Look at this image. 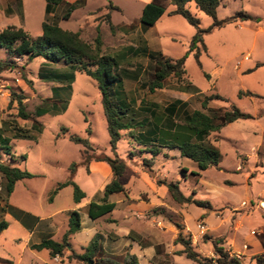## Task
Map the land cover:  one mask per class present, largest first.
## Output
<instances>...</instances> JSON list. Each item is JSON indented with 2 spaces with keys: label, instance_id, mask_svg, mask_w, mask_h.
Instances as JSON below:
<instances>
[{
  "label": "rangeland",
  "instance_id": "374dc122",
  "mask_svg": "<svg viewBox=\"0 0 264 264\" xmlns=\"http://www.w3.org/2000/svg\"><path fill=\"white\" fill-rule=\"evenodd\" d=\"M65 1L72 4L79 0ZM151 1L86 0L85 6L75 10L69 20H60L59 23L63 30L79 33L82 40L89 44L94 45L100 36L103 54L121 57V67L115 69L116 74H122L123 69L132 75L137 74L136 80L125 78L120 89L127 102L131 103L128 120L133 119L134 123L151 122V128L156 120L144 109L155 103L159 106L157 120L164 126L167 121L164 110L176 100L187 101V109L193 112L202 110V102L216 95L223 100H209L208 111L225 112L236 107L253 119L229 124L220 133L209 137L210 143L221 154V162L218 168L199 176L192 174V162L181 157L178 149H160L161 153L153 166L155 178L152 179L178 181L185 196H193L203 204H178L168 195L158 208L141 218L142 222L134 223V230L138 234L152 231V239L142 236L143 239L152 244L159 242L163 250H171L173 254L183 249L175 245L182 233L185 239L191 241L193 248L208 259L216 258L213 241L221 238L231 258H237L241 264H257L255 259L245 256L249 246L243 245V238L249 233L257 238L264 235V229H258L264 226V66L257 68V64H264V0H221L217 11L219 20L245 12L263 18L262 23L257 25L247 21L242 26L235 23L206 34L203 38L207 51L201 44L198 45L201 67L195 53L189 54L185 63L186 74L182 79L170 77L164 89L153 94L147 86L153 77L155 64L145 50L179 59L188 52L197 29L181 16H169L168 13L175 7L171 0H161L166 14L154 28L143 32L140 24L142 10ZM110 3L119 10L110 9ZM66 9L65 5L58 7L56 16L62 17ZM187 9L200 21L202 29L212 26L213 19L201 12L194 2L188 4ZM108 15L114 28L110 26ZM45 19V0H0V33L8 27L22 28L33 41H39ZM0 62L14 65V68L0 74V128L9 121L12 127L30 130L33 137L29 139L16 138L13 130L5 132V136L9 138L14 154L27 157L26 162L18 160L14 165L37 176L29 184L19 186L12 202L46 215L53 211L48 203L50 190L56 183L69 178L73 163L78 165L86 159L91 161L103 156H115L110 146L102 95L95 80L77 71L69 90L60 91L56 97L53 89L61 85L43 82L40 74L49 70L67 71L63 62L50 64L43 58L29 61L27 57L14 56L2 48ZM11 89L27 97L25 104L31 115L29 120L19 118L17 104L10 108ZM241 91L251 92L255 96L240 98ZM45 101L56 102L58 112L35 117L36 109ZM36 121L44 126L40 134L32 129ZM175 122L177 134L164 129L159 131L158 136L179 142V133L184 131L181 114L175 118ZM146 131L144 128L121 132L122 138L116 151V155L130 167L121 179L122 185L129 190L130 197L138 199L141 196L143 201H147L149 196L152 198V193L147 187L148 181L142 183L136 179L133 171L142 169L146 172L144 162L152 157L149 152L152 147L145 146V140L142 143L136 141L134 136ZM69 136L88 139L92 149L86 150L74 144ZM3 161L9 162L8 157L4 156ZM92 184V181H88L89 187ZM1 186L0 175V200L5 202L7 199ZM62 193L56 200V208L72 207L73 188H65ZM111 219H107V222ZM5 220L11 221L8 217ZM200 225L208 229L205 234L200 232ZM9 233L20 238L23 236L22 230L15 224ZM251 246L256 251L254 245ZM5 248L18 253L16 248ZM126 250L122 251L121 256ZM40 255L50 262L46 253ZM183 256L175 257V264H198ZM172 260L170 255L161 257L158 262L172 264ZM141 264L158 263H150L142 257Z\"/></svg>",
  "mask_w": 264,
  "mask_h": 264
},
{
  "label": "trees",
  "instance_id": "16d2710c",
  "mask_svg": "<svg viewBox=\"0 0 264 264\" xmlns=\"http://www.w3.org/2000/svg\"><path fill=\"white\" fill-rule=\"evenodd\" d=\"M46 1V19L42 24V36L39 41H33L30 35L22 28L8 27L0 33V48L6 49L12 55L17 57H27L29 61L36 58H43L50 64H57L63 62L68 69L61 72L59 70L43 71L40 74V79L45 83H55L61 85L53 89L56 97L60 91H67L74 81V72H84L88 77L95 80L102 95V106L107 122V130L110 136V146L115 156H103L96 158L97 161L106 162L112 169V181L105 187L103 197L98 198V201H93L88 206V215L92 220L101 219L116 209V204L109 202V196L116 193H126L125 187L121 183V179L127 170V163L116 155L118 143L121 140V132H133L136 129H147L146 132L135 135L136 141L145 146H151L149 149L152 157L145 159L144 166L146 172L151 178H155V171L153 166L155 159L160 155L162 148L178 149L183 158L193 161L197 167L198 172L192 173L199 176L213 168H218L221 162L220 152L210 143L209 137L214 133H220L222 129L232 123L240 120H250L253 117L250 114L243 113L236 107L231 111L222 112L221 110H209V100H223L222 97L216 95L212 98H206L202 102V110H195L193 112L187 109V103L181 100H176L164 110L166 116V124L160 125L157 120V109L159 106L155 103L150 107L145 108L144 112L148 113L150 117L156 120V123L151 125V122H137L128 120V113L130 111L131 103L127 102L126 96L120 91L123 87V80L126 78H133L136 80V73L128 72L126 69L122 70V74H116L115 69L121 67V57H110L103 54L102 42L100 36L97 37L94 45L86 43L82 40L77 32L63 30L59 23L60 20H69L72 14L78 8L84 7L86 0H79L75 3L68 4L65 0H45ZM161 0H154L153 3L147 4L143 10L140 18V24L143 32H147L154 27L160 19L166 14V9L160 3ZM194 2L197 8L213 19V24L208 29L200 27V21L194 17L187 9L188 4ZM171 4L175 7L174 10L168 13L169 16H181L190 25L197 29L196 35L193 37L188 52L179 59H172L165 57L161 52L147 51L151 62L155 64L154 74L148 84L150 93H155L158 90L164 89L166 80L170 77L182 79L186 74L185 63L188 55L195 53V57L201 67L199 61L200 50L198 45L201 44L203 49L207 51L204 44V36L216 29H221L230 24L243 23L247 21L259 23L260 18L253 17L245 12H237L233 16L219 20L217 16L218 8L221 5V0H171ZM65 5L67 7L65 14L62 17H57L55 11L58 7ZM110 9L119 10L110 3ZM111 16L108 15V20L111 28H114L110 22ZM264 66V64H257V68ZM95 69H92V68ZM14 68V65L0 62V74L8 69ZM133 77H132V76ZM206 77H209L206 75ZM189 87V86H188ZM191 88V87H189ZM251 92H239V97H254ZM27 97L23 93H18L11 89L10 108L17 104L18 116L22 120H29L31 115L27 112L25 101ZM64 104V109H66ZM58 104L54 101L49 103L44 102V105L39 106L35 111V117L41 118L50 112H58ZM181 114V124L184 129L180 132L181 137L179 142L174 140H165L158 135L161 130H168L178 133L177 122L175 118ZM37 134L44 130V126L40 122H35L32 128ZM13 130L16 138L29 139L30 130L20 127H12L9 121H6L0 128V174L2 176L4 186L3 191L6 199H9L14 193L16 184L23 180L35 178V175L26 169H21L14 165L18 160L26 162L25 155L16 156L13 153L9 138L5 136V132ZM64 130V129H63ZM90 133V130L88 131ZM71 142L76 145L83 146L86 150L92 149V145L88 139H82L77 136H69ZM4 156L8 157L9 162H4ZM90 159L84 161L87 165ZM78 165L73 163L70 166V177L63 183L58 184L56 189L52 192L50 201L53 200L57 194L68 187L73 188V198L76 204L80 203L86 194L74 181V176ZM89 171V170H88ZM158 185H165L168 188L170 197L178 204H195L202 206L203 203L197 201L193 196H185L180 189V182L166 181L157 179ZM7 228V223H0V235ZM81 230V215L79 212H72L70 215L69 229L63 236L62 241L56 242L53 240H45L38 245H33L31 248L34 251L50 250L52 257L64 256L67 248L70 246L71 237ZM175 245L183 247L182 250L175 253V255H185L189 260L198 264H241V261L235 257H230L229 253L223 247V239L219 238L213 241V247L216 258H204L194 248L190 240L185 239L182 233L175 241ZM102 254V237L96 236L84 249V253L77 254L73 252L68 259L76 260L85 264H139L137 256L132 255L129 250H126L123 256H117L112 259H104ZM257 264H264V257L256 258Z\"/></svg>",
  "mask_w": 264,
  "mask_h": 264
},
{
  "label": "crops",
  "instance_id": "0c3cea01",
  "mask_svg": "<svg viewBox=\"0 0 264 264\" xmlns=\"http://www.w3.org/2000/svg\"><path fill=\"white\" fill-rule=\"evenodd\" d=\"M153 2L154 0L150 3ZM253 17L261 19V22L256 23L257 25L262 23L263 18L259 16ZM240 24L241 26L243 25L242 23ZM183 102L187 103V101ZM191 162L193 164L192 173L196 170L198 172L197 165L193 161ZM127 170H130L129 165H127ZM133 173L136 179L140 180L142 183L148 181V186H146L150 189L152 198L149 196L147 201H143L141 196L138 199H134V197L128 195L129 190L125 188L126 193H116L109 196V202L116 204V209L113 213L98 220H92L90 218L88 215V206L91 202L98 201V198L103 197L105 187L112 181L113 172L106 162L91 159L87 165L82 164V162L78 164L74 181L86 194V197L78 204L74 202L73 198L74 205L72 207L67 209L56 208V200L63 194L62 192L64 189L50 201L52 192L56 189L58 184L65 181L56 183L53 189L50 190V197L48 200L49 206L53 208V211L46 215H42L31 209L23 208L12 202V198L19 186L21 184H29V182L34 180L37 176L35 175L33 179L18 182L12 196L5 202L0 200V223H7V228L0 235V264H65L67 261L69 264H84L76 260H69L68 257L73 252L77 254L84 253V249L87 248L90 242L98 235L102 237L101 257L104 259H112L119 255L121 256L122 251L127 249L132 255L138 257L139 264H141L142 257L143 259H148L150 263L157 262L161 264L158 260L161 257H170V255L173 259L172 264H175V257L179 255L173 254L171 250H163V246L159 242L152 244L143 239L142 236H149L152 239V231H145V233L139 232L138 234L137 231L134 230V223L136 221L142 222L143 220H141V218H145L146 214L154 208H158L160 204L164 202L169 195L168 188L165 185H158L156 180L152 179L150 175L142 169H134ZM44 177L46 178L45 175ZM161 180L169 181L165 178ZM88 181L93 182V186L91 185L92 187H89ZM200 183L203 182L201 181ZM3 186L4 182L2 179V192H4ZM116 198L117 200H115ZM74 211L79 212L81 215V230L71 237L70 246L67 248L64 256L52 257L50 250H32L31 247L33 245H38L45 240L62 241L64 234L69 229L70 215ZM6 217L10 218L11 221L7 222L5 220ZM109 218L112 219L107 222ZM13 224L22 230V238L12 234L10 235L9 231ZM258 229H264V226L258 227ZM251 243L256 248V251L252 250ZM243 245L249 246L245 252L246 257L248 256L252 260H256L257 257H264V235L257 238L249 233L246 238H243ZM5 247H9L10 249L16 248L18 253L16 254L12 251H8ZM43 253H46V255L50 257V262L41 257L40 254Z\"/></svg>",
  "mask_w": 264,
  "mask_h": 264
},
{
  "label": "built area",
  "instance_id": "2783aa9c",
  "mask_svg": "<svg viewBox=\"0 0 264 264\" xmlns=\"http://www.w3.org/2000/svg\"><path fill=\"white\" fill-rule=\"evenodd\" d=\"M199 230L202 234H205L208 231V229L204 225H200Z\"/></svg>",
  "mask_w": 264,
  "mask_h": 264
},
{
  "label": "water",
  "instance_id": "95a60500",
  "mask_svg": "<svg viewBox=\"0 0 264 264\" xmlns=\"http://www.w3.org/2000/svg\"><path fill=\"white\" fill-rule=\"evenodd\" d=\"M90 264H93V262H90Z\"/></svg>",
  "mask_w": 264,
  "mask_h": 264
}]
</instances>
